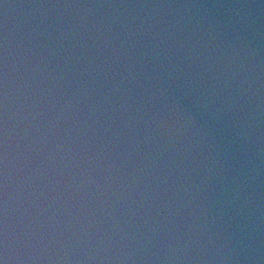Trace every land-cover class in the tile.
Here are the masks:
<instances>
[{"label": "clouds", "instance_id": "9594fccd", "mask_svg": "<svg viewBox=\"0 0 264 264\" xmlns=\"http://www.w3.org/2000/svg\"><path fill=\"white\" fill-rule=\"evenodd\" d=\"M0 264H264V0H0Z\"/></svg>", "mask_w": 264, "mask_h": 264}]
</instances>
